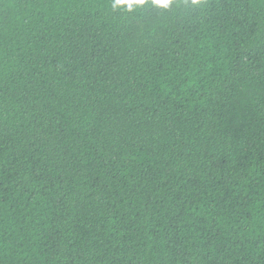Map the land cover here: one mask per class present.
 Instances as JSON below:
<instances>
[{"label":"trees","instance_id":"trees-1","mask_svg":"<svg viewBox=\"0 0 264 264\" xmlns=\"http://www.w3.org/2000/svg\"><path fill=\"white\" fill-rule=\"evenodd\" d=\"M0 0V264H264V0Z\"/></svg>","mask_w":264,"mask_h":264},{"label":"clouds","instance_id":"clouds-1","mask_svg":"<svg viewBox=\"0 0 264 264\" xmlns=\"http://www.w3.org/2000/svg\"><path fill=\"white\" fill-rule=\"evenodd\" d=\"M174 0H150V4L154 7L167 9L172 5ZM149 3V0H113V10H124L127 12H133L136 9L142 8ZM203 0H191L193 6L200 5Z\"/></svg>","mask_w":264,"mask_h":264}]
</instances>
